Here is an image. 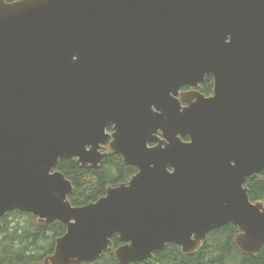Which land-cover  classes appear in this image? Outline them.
<instances>
[{"label": "water", "instance_id": "1", "mask_svg": "<svg viewBox=\"0 0 264 264\" xmlns=\"http://www.w3.org/2000/svg\"><path fill=\"white\" fill-rule=\"evenodd\" d=\"M208 75L212 95L182 90ZM116 153L137 172L72 204L59 161ZM262 170L264 0H0V218L66 224L45 264L95 261L115 234L120 264L193 254L228 223L256 256Z\"/></svg>", "mask_w": 264, "mask_h": 264}, {"label": "trees", "instance_id": "2", "mask_svg": "<svg viewBox=\"0 0 264 264\" xmlns=\"http://www.w3.org/2000/svg\"><path fill=\"white\" fill-rule=\"evenodd\" d=\"M14 1V0H8ZM202 92H213V77L208 75L202 83ZM188 139V137H186ZM57 168L69 178L75 191L69 195L74 205H84L104 196L109 185H118L137 172L133 165H126L121 154H109L99 166H83L75 158H62ZM245 185L252 201L264 199V170L248 177ZM0 264H45L47 256L55 249L56 240L67 231L65 223L56 220L42 223L29 212L13 210L0 218ZM240 229L233 223L225 224L210 232L202 248L193 253L184 252L180 245L167 244L154 257L132 264H264V246L256 256L243 253L235 242ZM114 248L84 264H120L114 256L115 248L122 244L119 235L113 236Z\"/></svg>", "mask_w": 264, "mask_h": 264}, {"label": "flooded vegetation", "instance_id": "3", "mask_svg": "<svg viewBox=\"0 0 264 264\" xmlns=\"http://www.w3.org/2000/svg\"><path fill=\"white\" fill-rule=\"evenodd\" d=\"M213 83H214V80H213ZM201 85H202V84H201ZM195 89H197V90H199L200 92H202V86H200V87H194V86L187 85V86H184L182 90H184V91H192V90H195ZM202 93H204V92H202ZM204 94H205V93H204ZM212 94H213V92H212ZM212 94H210V95H212ZM205 95H207V94H205ZM207 96H209V95H207ZM108 131H109V132H112V131H113V127H112V126H109V127H108ZM154 144H155V143H151V145H154ZM240 232H241V230H240Z\"/></svg>", "mask_w": 264, "mask_h": 264}, {"label": "rangeland", "instance_id": "4", "mask_svg": "<svg viewBox=\"0 0 264 264\" xmlns=\"http://www.w3.org/2000/svg\"><path fill=\"white\" fill-rule=\"evenodd\" d=\"M229 264H233L232 262H230Z\"/></svg>", "mask_w": 264, "mask_h": 264}]
</instances>
